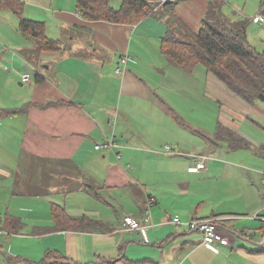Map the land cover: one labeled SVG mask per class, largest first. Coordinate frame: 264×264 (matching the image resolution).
I'll list each match as a JSON object with an SVG mask.
<instances>
[{
    "label": "crops",
    "instance_id": "crops-1",
    "mask_svg": "<svg viewBox=\"0 0 264 264\" xmlns=\"http://www.w3.org/2000/svg\"><path fill=\"white\" fill-rule=\"evenodd\" d=\"M224 2L223 11L231 5L248 13L241 21L264 25L250 16L264 14V0ZM160 15L90 20L78 0H0V73L10 69L0 77V108L11 110L0 115V214L20 221L9 233L57 236L27 241L21 253L0 238V264H41L55 250L70 264H264V98L246 100L203 63H176L165 47L168 35L182 38L172 33L177 20ZM22 17L44 21L61 48L41 50L20 29ZM260 35L247 29L264 54ZM18 80L23 96L9 104ZM106 139L114 147L98 148ZM203 154L207 166L190 170ZM55 205L86 227L59 226ZM125 215L145 227L125 229ZM220 215L229 238L220 250L185 223Z\"/></svg>",
    "mask_w": 264,
    "mask_h": 264
},
{
    "label": "trees",
    "instance_id": "trees-1",
    "mask_svg": "<svg viewBox=\"0 0 264 264\" xmlns=\"http://www.w3.org/2000/svg\"><path fill=\"white\" fill-rule=\"evenodd\" d=\"M178 2V0H169L157 4L150 0H123L119 7H115L111 0H78L84 18L123 22L137 21L150 15L161 16L162 11L171 21L173 18L178 20L174 12ZM224 3V0H209L200 31L186 39L176 36L173 39L174 34L168 35L166 37L168 42L164 47L176 63L188 69L203 63L236 93L252 102L258 99L261 93L264 94V54L248 42L244 21H232L225 16ZM45 27L44 21L25 17H22L20 21V29L26 35L34 36L41 50L60 49L61 46L58 43L60 41L49 38ZM37 75L41 74L37 72ZM32 104V102L27 103L26 107L30 108ZM10 111V109L0 108V115H8ZM244 144H246L244 141H239L235 146L240 147ZM54 216L60 222L59 226L73 229L86 227L85 223H82L85 218L80 220L81 223L75 222L76 220L60 205H55ZM2 221L10 230H16L19 226L17 223L20 222L9 216L3 218L0 214V222ZM47 258L48 260L42 261L41 264H50L53 259L57 260L51 264H70L68 261V263L62 262L61 258L65 260L66 257L57 250L48 252Z\"/></svg>",
    "mask_w": 264,
    "mask_h": 264
},
{
    "label": "rangeland",
    "instance_id": "rangeland-1",
    "mask_svg": "<svg viewBox=\"0 0 264 264\" xmlns=\"http://www.w3.org/2000/svg\"><path fill=\"white\" fill-rule=\"evenodd\" d=\"M117 1V5L116 6H120L123 2V0H115ZM182 2H185L186 0H181ZM181 1L175 6L174 8V12L176 13V17L179 18L180 20H177L176 21V24H172V31L175 32L177 34V36L179 37H182V38H188L191 34V31H198L200 28H201V24H202V12L207 9H202L205 7V4L207 2V0H194L197 5L201 8V9H193L194 6L192 4H183L181 3ZM159 2V1H158ZM158 2H155L158 4ZM163 3V2H161ZM241 9H238V8H235V7H231L228 6V9L227 7L225 6V9L224 11L226 12V14L231 18V19H235V20H247L249 19L246 15L248 14L247 12L245 11H241ZM185 14H188V15H191L189 20H192L191 23H188L184 20V15ZM252 16V15H250ZM226 18V17H225ZM172 20H175L174 18ZM198 21L197 25L194 24L195 21ZM181 23H180V22ZM246 27L247 29L249 30V32H251V35L253 34H259V40L261 39V33H262V30L264 29V25H260V24H255L253 21H250V23H246ZM198 29V30H197ZM76 33V39H78V36L80 34L79 31H73ZM92 34L90 33L89 34V37L91 38ZM258 41L256 42H249L253 47H257V43H260ZM72 40H69V42H71ZM91 41V40H90ZM70 44V43H68ZM79 49L83 48V47H78ZM82 50V49H81ZM26 54V53H24ZM106 55L107 56V52L104 50L102 53H91V54H88L92 57H98L100 58L102 55ZM28 57V55H27ZM29 59L35 63L34 59H32L30 56H29ZM109 63L110 62H106V68L109 69ZM29 71L32 72V69H30L29 67H26ZM44 67H42L40 65V69L43 70ZM10 71V69L8 70ZM5 72V71H2L0 73V77L3 79V78H10L9 76V72ZM21 88H22V85L20 84L19 80L18 82L15 81L13 82L12 84V90L14 92V94L12 95V100L10 101L9 104H14V100L16 98H22L23 96V92L21 91ZM243 99V98H242ZM245 101V100H244ZM262 103V102H260ZM229 104V102H228ZM25 177L24 175L21 173L20 174V181L21 183H24L25 182ZM34 207V206H33ZM4 227H2V226ZM5 227L6 224L5 222H0V228H4L5 230ZM7 230L3 233V235L0 236V238H2V242H5V250H8L9 248L12 247V250L17 252V253H21L23 250H25V248H27V241H53L56 239L57 236L55 235H46V234H43L42 235H35V236H31V235H28V233H17V234H12V233H9V232H14L10 229H8V227L6 228ZM23 230V229H22ZM38 231H43V230H38ZM18 232V231H17ZM22 232H25V230H23ZM45 232V231H44ZM12 234V235H11Z\"/></svg>",
    "mask_w": 264,
    "mask_h": 264
},
{
    "label": "built area",
    "instance_id": "built-area-1",
    "mask_svg": "<svg viewBox=\"0 0 264 264\" xmlns=\"http://www.w3.org/2000/svg\"><path fill=\"white\" fill-rule=\"evenodd\" d=\"M168 0H161V2H167ZM251 18L255 21H261L264 22V14L263 13H258ZM128 59V55H125L122 57L121 62L117 65L116 67V72L122 73L125 71V64ZM36 72H39L40 74L41 71L38 68H35ZM23 79L26 81L30 80V73H23L22 74ZM115 143L112 139H106L105 142L103 143H98L97 147H114ZM209 156L207 154H203L200 159H198L192 167H190V170L192 171H198L200 169H203L207 166V160ZM152 202V200H150ZM148 218L152 221V215L150 209L147 211ZM262 217V215H259ZM228 215H220V216H214V217H209V218H193L190 220L185 221L187 225H189L193 229H197L200 232L203 233L204 235V242L207 245H210L213 247L215 250H220L221 244H228L229 243V238L228 235H226L223 232V229L219 226L218 220L222 218H226ZM176 223L178 224H183L184 221L179 217L175 216L173 219ZM153 224V223H152ZM145 227L144 223L142 220L139 218L133 216V215H125L124 216V228L125 229H131V230H140ZM6 230L0 228V233H4Z\"/></svg>",
    "mask_w": 264,
    "mask_h": 264
},
{
    "label": "water",
    "instance_id": "water-1",
    "mask_svg": "<svg viewBox=\"0 0 264 264\" xmlns=\"http://www.w3.org/2000/svg\"><path fill=\"white\" fill-rule=\"evenodd\" d=\"M260 97L264 98V94L261 93V94H260Z\"/></svg>",
    "mask_w": 264,
    "mask_h": 264
}]
</instances>
